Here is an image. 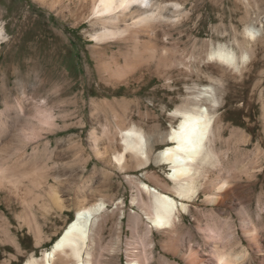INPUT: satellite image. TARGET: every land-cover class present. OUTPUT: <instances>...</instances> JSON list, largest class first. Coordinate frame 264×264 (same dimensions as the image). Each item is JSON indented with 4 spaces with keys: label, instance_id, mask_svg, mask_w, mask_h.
Masks as SVG:
<instances>
[{
    "label": "rangeland",
    "instance_id": "obj_1",
    "mask_svg": "<svg viewBox=\"0 0 264 264\" xmlns=\"http://www.w3.org/2000/svg\"><path fill=\"white\" fill-rule=\"evenodd\" d=\"M158 1L169 12L174 2L182 6L180 20L168 26L172 35L165 41L150 39L155 40L152 45L142 38L155 51L148 67L143 61L132 72L108 73L98 67L92 52L97 44L88 36L89 24L81 22L77 0H0L5 27L0 39V164L26 172L17 189L0 191V264L40 257L73 217L76 196L85 205L100 199L107 203L97 229L95 264H128L125 249L132 243L146 246L155 256L153 264H159L158 255L167 262H181L161 248L159 233L153 230L147 238L144 225L128 219L129 211L140 213L131 203L132 183L153 185L152 176L165 179L168 166L151 161L145 168L120 170L108 161L120 149L115 132L131 122L142 126L146 135L164 136L169 123L175 122L169 112L190 96L180 78L186 86L213 87L218 103L212 130L217 125L220 138L214 149L220 154V167L256 170L253 177L244 174L235 183L247 198V218L264 238V32L241 72L208 62L204 55L209 40L226 43L239 55L233 35L242 38L246 16L257 18L255 26L263 25L264 0ZM124 44L131 47L130 42ZM151 52L144 51L142 57ZM167 73L172 87L164 80ZM95 146L101 158L94 155ZM163 147L158 141L152 152ZM202 198L200 193L188 202L189 212L181 213L180 234L192 232L193 243L205 253L201 233L210 228L243 237L235 212L227 222H214L212 210L222 217L228 212ZM120 200L122 215L115 207ZM243 240L245 251L231 239L239 255L249 252ZM250 256L246 264H262L259 255ZM59 259L54 264H65Z\"/></svg>",
    "mask_w": 264,
    "mask_h": 264
},
{
    "label": "bare ground",
    "instance_id": "obj_2",
    "mask_svg": "<svg viewBox=\"0 0 264 264\" xmlns=\"http://www.w3.org/2000/svg\"><path fill=\"white\" fill-rule=\"evenodd\" d=\"M77 1L83 14L81 22L86 21L90 27L88 36L97 46L101 44L92 51L94 57L96 55L98 67L108 73L112 69L132 72L136 65L143 61L148 67L155 51L153 48H147L142 38L167 40L172 35L168 26L178 22L184 13L179 2H174L169 12L167 5L158 0ZM248 18L249 16L244 18V26L240 32L242 38L238 39L233 35L231 40L239 48V55L226 43L209 40L208 49L204 52L208 62L217 61L240 72L248 67L254 53L255 41L264 32V23L257 27L255 26L257 18L251 20ZM4 34L5 27L0 22V39L5 37ZM105 41L111 43L102 45ZM151 41L152 45L155 40L153 43ZM126 42H130L131 47L125 45ZM153 46L155 47V44ZM113 47L115 49L111 51ZM148 50L152 52L142 57L144 51ZM174 62L178 66L181 65L177 60ZM165 65L166 63L163 64ZM167 74L163 76L166 85L170 87L169 83L173 78ZM208 77L212 78V75ZM179 80L189 91L190 96L169 112V115L175 118V122L169 123L164 136L159 137L157 133L146 135L142 126L135 122L118 128L115 132L118 134L120 149L114 151L108 160L113 167L120 170L129 167L145 168L151 161L168 166V171L164 172L165 179L151 174L153 185L140 180L132 183L135 193L131 203L140 213L129 211L128 219L133 225L143 224L147 238L148 235H152L153 230L159 233L163 237L161 248L181 261L167 262L163 256L158 255L159 264H246L245 260L251 258V253H254V256L259 255L260 263L264 264V238L260 237L258 229L247 218L245 213L247 198L241 193L240 185L235 183L244 174L248 178L253 177L256 170L248 166L239 171L233 168L223 170L220 167L221 157L214 149V141L220 138L217 125L212 130L216 117L213 108L218 103L214 89L212 86H197V83L186 86L184 78ZM158 141L164 142V147L153 153L152 147ZM93 151L96 157L101 158L96 146ZM8 167L0 164V191L9 192L11 188L17 189L23 175L26 174L25 170L15 171ZM200 193L203 194L204 202L218 205L228 212L227 216L222 217L212 210L214 222L222 220L227 222L233 212L237 214L243 227V237L236 238L234 233L224 231L221 227L210 228L201 233L207 250L205 253V250L193 243L192 232H186L184 235L178 232L179 226L183 225L181 213L189 212L188 202L196 200ZM75 202L77 206L73 217L50 246L43 249L40 257L29 255L20 264H54L57 258L63 260L65 264H95L93 253L96 249L97 229L100 214L105 212L107 203L100 199L85 205L81 196H76ZM123 202L120 200L115 204L120 215L124 213L122 206H119ZM234 238L235 244L241 245L242 251H245L244 246L242 247L245 238L247 242L245 248L249 252H245L244 255L235 252L234 244L231 243V239ZM136 246L132 243L125 249L128 264H153L155 256L149 254L151 251L147 252L146 246Z\"/></svg>",
    "mask_w": 264,
    "mask_h": 264
}]
</instances>
